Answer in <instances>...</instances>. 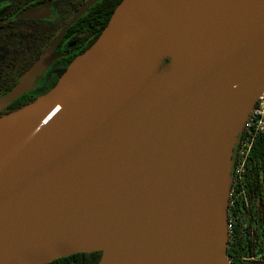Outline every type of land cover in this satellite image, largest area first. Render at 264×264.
Listing matches in <instances>:
<instances>
[{"label": "water", "instance_id": "water-1", "mask_svg": "<svg viewBox=\"0 0 264 264\" xmlns=\"http://www.w3.org/2000/svg\"><path fill=\"white\" fill-rule=\"evenodd\" d=\"M206 6L199 49L144 77ZM263 89L264 0H121L50 91L0 117V264L94 251L109 264L104 243H137L145 264H229L232 156Z\"/></svg>", "mask_w": 264, "mask_h": 264}, {"label": "flooded vegetation", "instance_id": "flooded-vegetation-1", "mask_svg": "<svg viewBox=\"0 0 264 264\" xmlns=\"http://www.w3.org/2000/svg\"><path fill=\"white\" fill-rule=\"evenodd\" d=\"M88 1L0 0V117L36 100L57 84L82 40L88 37L84 29L74 25L101 0L89 7L52 45ZM115 1L105 0V8L109 9ZM92 38L93 35L87 39ZM50 49L53 59L49 65L30 76V87L25 92L4 104ZM228 212L232 221L227 247L229 264H264V201L247 193L237 194L230 199Z\"/></svg>", "mask_w": 264, "mask_h": 264}, {"label": "trees", "instance_id": "trees-1", "mask_svg": "<svg viewBox=\"0 0 264 264\" xmlns=\"http://www.w3.org/2000/svg\"><path fill=\"white\" fill-rule=\"evenodd\" d=\"M120 2L121 0H116L113 6L106 9L105 0H101L74 25H77L80 30L84 29L88 37L93 35V38L90 40L87 39L88 37L82 40L81 47L75 52L74 58L89 48L99 37L109 22L116 8L115 6ZM95 8L97 9L95 10ZM244 187L245 194L253 195L256 199L264 201V135L259 137L250 156L245 171ZM237 190L239 189L237 188ZM101 254V251L78 252L55 259L46 264H99Z\"/></svg>", "mask_w": 264, "mask_h": 264}, {"label": "bare ground", "instance_id": "bare-ground-1", "mask_svg": "<svg viewBox=\"0 0 264 264\" xmlns=\"http://www.w3.org/2000/svg\"><path fill=\"white\" fill-rule=\"evenodd\" d=\"M209 18L210 9L207 6L188 12L167 39L164 40L155 60L150 63L143 76L148 77L150 75V77H153L160 74L157 64L167 54L173 56L176 60L198 50L201 40L206 34ZM127 244L125 248H120L118 245L104 243L100 248L108 250L109 264H145L139 245L137 243ZM101 264L104 263L101 262Z\"/></svg>", "mask_w": 264, "mask_h": 264}, {"label": "built area", "instance_id": "built-area-1", "mask_svg": "<svg viewBox=\"0 0 264 264\" xmlns=\"http://www.w3.org/2000/svg\"><path fill=\"white\" fill-rule=\"evenodd\" d=\"M264 135V89L259 95L254 107L244 121L239 133L232 156V183L230 199L237 194H245V171L253 152L254 146L260 136ZM237 188L239 190H237ZM230 202V200H229ZM232 221L228 216V230L230 232Z\"/></svg>", "mask_w": 264, "mask_h": 264}, {"label": "rangeland", "instance_id": "rangeland-1", "mask_svg": "<svg viewBox=\"0 0 264 264\" xmlns=\"http://www.w3.org/2000/svg\"><path fill=\"white\" fill-rule=\"evenodd\" d=\"M174 62V57L167 54L166 56L162 57L160 63L158 65V70L162 73L167 67H169ZM162 64V65H161ZM102 252V251H101Z\"/></svg>", "mask_w": 264, "mask_h": 264}]
</instances>
